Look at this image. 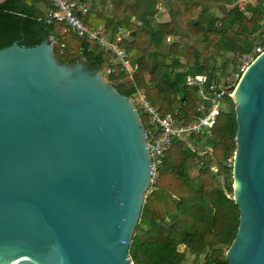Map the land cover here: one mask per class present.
Returning <instances> with one entry per match:
<instances>
[{
	"label": "water",
	"instance_id": "obj_1",
	"mask_svg": "<svg viewBox=\"0 0 264 264\" xmlns=\"http://www.w3.org/2000/svg\"><path fill=\"white\" fill-rule=\"evenodd\" d=\"M227 264H264V50L232 94ZM135 104L47 38L0 48V264H134L128 247L151 184Z\"/></svg>",
	"mask_w": 264,
	"mask_h": 264
},
{
	"label": "trees",
	"instance_id": "obj_2",
	"mask_svg": "<svg viewBox=\"0 0 264 264\" xmlns=\"http://www.w3.org/2000/svg\"><path fill=\"white\" fill-rule=\"evenodd\" d=\"M87 1L83 22L103 26L111 39L121 31L118 44L137 65L132 79L120 84L115 81L126 74L116 69L109 76L112 85L128 97L142 90L162 116L177 120H186L201 102L196 88L186 85L187 75L202 76L207 86L226 83L243 55L256 46L264 48L263 0ZM49 8L46 0L0 2V48L13 41L32 46L52 35L58 38L54 51L61 62L82 58L88 69H103L110 54L87 37L63 32L61 22L46 23ZM160 8L168 20L155 19ZM223 103L212 138H192L198 151H208L201 156L174 140L163 156L128 247L134 264H227L225 252L236 234L239 212L227 164L235 148L236 122L231 98L225 95Z\"/></svg>",
	"mask_w": 264,
	"mask_h": 264
},
{
	"label": "built area",
	"instance_id": "obj_3",
	"mask_svg": "<svg viewBox=\"0 0 264 264\" xmlns=\"http://www.w3.org/2000/svg\"><path fill=\"white\" fill-rule=\"evenodd\" d=\"M46 1L50 4V8L44 17L46 23H52L54 21L61 22L65 26L63 32L70 31L76 36L87 37L109 53L110 56L107 65L101 69L108 79L116 69L126 74L124 79L115 81L116 84L132 79L133 74L137 70V65L131 64L126 51L118 44L121 39V31L116 33L111 39L108 37L103 26L99 25L96 28H91L83 22L82 17L87 14L90 8V4L87 0ZM262 7L264 9V0L262 1ZM138 24L141 23L138 22ZM47 41L55 48L58 43V38L49 35ZM60 46L63 47L64 44L61 43ZM262 50H264V48L256 46L250 53L243 55L240 59V71L233 78L229 79L228 77L226 83L219 85L210 84L207 86L202 76L187 75L185 78L186 85L196 88L197 95L201 102L196 108L195 113L186 120H184L180 114V120L174 119L171 115L162 116L157 108L147 100L143 91L140 89H138L132 97H129L132 99L136 108L137 105L140 107L141 113L146 117L144 126L151 157V185L156 181L158 167L161 165L163 156L171 148L174 140L184 141L192 151L199 152L201 156L209 150V148H206V150L198 151L192 138L198 136L203 142L212 138V128L216 125L217 119L224 106H221L223 97L232 94L233 88L242 71ZM61 52L62 50H60V53ZM230 162H232V159H229L227 164L230 165ZM210 169L213 172L217 170L214 165H212ZM149 191L150 188L147 192Z\"/></svg>",
	"mask_w": 264,
	"mask_h": 264
},
{
	"label": "rangeland",
	"instance_id": "obj_4",
	"mask_svg": "<svg viewBox=\"0 0 264 264\" xmlns=\"http://www.w3.org/2000/svg\"><path fill=\"white\" fill-rule=\"evenodd\" d=\"M168 18H169V15H168L167 11L164 10L163 8H160L159 11H158V13L155 15V19H157V21H166V20H168ZM132 20L133 21H137L139 23H142L141 20H136L134 17H132ZM143 21H145V20H143ZM143 24H145L147 28L150 26L149 23H147V22H143ZM240 68H241V64L237 68L238 70L233 71L230 74L229 79L230 78H233L240 71ZM223 105H224V103L222 102L221 103V106H223ZM137 108L139 110V113H141L140 107L138 105H137ZM194 173H196V172H194Z\"/></svg>",
	"mask_w": 264,
	"mask_h": 264
},
{
	"label": "crops",
	"instance_id": "obj_5",
	"mask_svg": "<svg viewBox=\"0 0 264 264\" xmlns=\"http://www.w3.org/2000/svg\"><path fill=\"white\" fill-rule=\"evenodd\" d=\"M3 1H5V0H0V2H3ZM47 11H48V10H47ZM47 11H45V13H46Z\"/></svg>",
	"mask_w": 264,
	"mask_h": 264
}]
</instances>
